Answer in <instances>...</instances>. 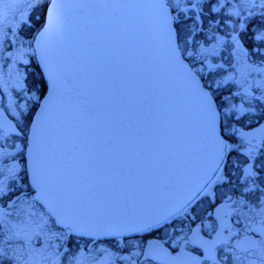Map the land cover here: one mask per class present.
Listing matches in <instances>:
<instances>
[{"label": "snow or ice", "instance_id": "6c2138e0", "mask_svg": "<svg viewBox=\"0 0 264 264\" xmlns=\"http://www.w3.org/2000/svg\"><path fill=\"white\" fill-rule=\"evenodd\" d=\"M0 264H264V0H0Z\"/></svg>", "mask_w": 264, "mask_h": 264}, {"label": "flooded vegetation", "instance_id": "af4514ba", "mask_svg": "<svg viewBox=\"0 0 264 264\" xmlns=\"http://www.w3.org/2000/svg\"><path fill=\"white\" fill-rule=\"evenodd\" d=\"M45 11L46 7L43 5L32 10V18L36 28H40L43 26Z\"/></svg>", "mask_w": 264, "mask_h": 264}]
</instances>
